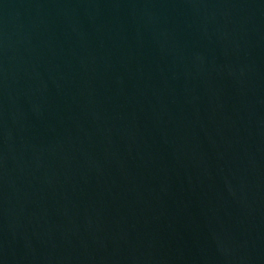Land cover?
Instances as JSON below:
<instances>
[{
    "label": "water",
    "instance_id": "obj_1",
    "mask_svg": "<svg viewBox=\"0 0 264 264\" xmlns=\"http://www.w3.org/2000/svg\"><path fill=\"white\" fill-rule=\"evenodd\" d=\"M0 264H264V0H0Z\"/></svg>",
    "mask_w": 264,
    "mask_h": 264
}]
</instances>
